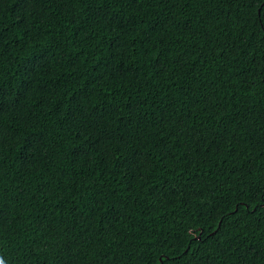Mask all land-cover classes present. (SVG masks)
Segmentation results:
<instances>
[{
    "label": "trees",
    "instance_id": "16d2710c",
    "mask_svg": "<svg viewBox=\"0 0 264 264\" xmlns=\"http://www.w3.org/2000/svg\"><path fill=\"white\" fill-rule=\"evenodd\" d=\"M262 20L0 0V264H264Z\"/></svg>",
    "mask_w": 264,
    "mask_h": 264
},
{
    "label": "snow or ice",
    "instance_id": "6c2138e0",
    "mask_svg": "<svg viewBox=\"0 0 264 264\" xmlns=\"http://www.w3.org/2000/svg\"><path fill=\"white\" fill-rule=\"evenodd\" d=\"M249 2L254 3L258 8H264V0H249ZM260 23H264V20L260 21ZM238 211V209L233 208L231 209V212L235 214ZM220 225H218L219 227Z\"/></svg>",
    "mask_w": 264,
    "mask_h": 264
},
{
    "label": "water",
    "instance_id": "95a60500",
    "mask_svg": "<svg viewBox=\"0 0 264 264\" xmlns=\"http://www.w3.org/2000/svg\"><path fill=\"white\" fill-rule=\"evenodd\" d=\"M258 11H259V9H258Z\"/></svg>",
    "mask_w": 264,
    "mask_h": 264
}]
</instances>
